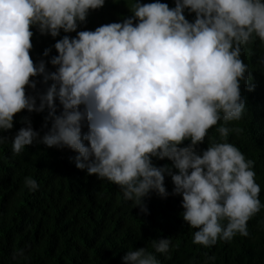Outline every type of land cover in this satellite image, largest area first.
<instances>
[{"label": "clouds", "instance_id": "obj_1", "mask_svg": "<svg viewBox=\"0 0 264 264\" xmlns=\"http://www.w3.org/2000/svg\"><path fill=\"white\" fill-rule=\"evenodd\" d=\"M104 3L0 0V131L12 129L14 115L22 110L42 113L47 107L46 121L51 118L52 125L39 142L78 153L77 169L118 185L124 199L142 212L151 191L167 198L169 175L171 195L182 196L183 220L198 229L194 244L211 247L237 234L248 236L247 222L262 207L260 186L254 162L227 142V124L246 112L240 83L251 76L241 60L242 46L256 38L264 42V0H175L171 9L159 0L143 5L132 0V16L122 23L77 32L89 11ZM185 9L195 13L194 22L185 18ZM32 26L53 38L61 30L77 33L54 44L58 55L49 63L55 72L46 71L44 60L34 65ZM38 75L43 83H53L37 105L25 86L35 89L36 81L29 78ZM54 100L62 106L60 115ZM221 120L222 142L197 154L194 146ZM84 121L88 131L82 136ZM23 123L26 127L11 141L17 155L39 136L28 118ZM186 140L189 146L178 147ZM6 141L0 137V143ZM153 157L167 158L172 166L156 167ZM25 184L30 191L38 189L33 178ZM170 243L169 238L154 240L155 253H167ZM123 264L159 261L140 248L128 251Z\"/></svg>", "mask_w": 264, "mask_h": 264}, {"label": "trees", "instance_id": "obj_2", "mask_svg": "<svg viewBox=\"0 0 264 264\" xmlns=\"http://www.w3.org/2000/svg\"><path fill=\"white\" fill-rule=\"evenodd\" d=\"M156 0H139L154 3ZM169 8L175 0H159ZM132 0H105L104 5L90 10L86 21L79 23L77 32L94 31L97 27L114 22L122 23L132 16ZM185 18L194 22L195 13L185 9ZM137 21H133L135 24ZM30 56L34 65L45 61L46 71L56 67L49 61L58 55L54 44L64 36L75 38L77 33H64L56 38L41 35L32 26ZM45 49H51L47 57ZM241 60L248 65L251 80L240 83L241 97L246 112L239 121L228 122L231 129L227 142L238 147L246 160L254 162L255 182L260 186L261 209L247 222L248 236L235 235L230 241L218 240L211 247L193 243L192 228L183 220L182 196L171 195L174 189L171 176L165 175L164 186L169 193L161 198L151 191L143 198L147 212L135 207L123 197L121 188L96 175L75 167V151L65 147L57 149L39 142L51 128L48 109L42 113H29L26 109L13 117V128L0 131L7 141L0 143V264H123L128 251L145 248L155 255L159 264H264V42L256 38L250 45L242 46ZM36 88L25 86L26 95L37 97L46 93L53 81L43 83V77H30ZM253 90L249 91V87ZM55 115L62 106L58 100ZM83 110V105H81ZM24 118L31 121L37 139L20 154L12 151V139L26 127ZM224 121L208 130L204 141L194 146L197 154L213 142H222L218 128ZM87 122H82V136ZM87 144V142H84ZM190 140L178 147H187ZM156 167L172 166L167 158H152ZM173 174L178 170L173 168ZM38 183L36 191H30L26 178ZM226 226L227 221L223 222ZM169 238L167 253H155L153 241Z\"/></svg>", "mask_w": 264, "mask_h": 264}]
</instances>
